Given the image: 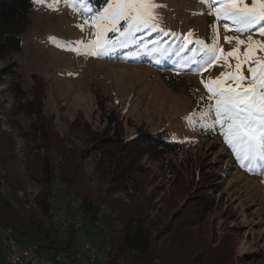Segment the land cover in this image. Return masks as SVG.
<instances>
[{
	"label": "rangeland",
	"instance_id": "obj_1",
	"mask_svg": "<svg viewBox=\"0 0 264 264\" xmlns=\"http://www.w3.org/2000/svg\"><path fill=\"white\" fill-rule=\"evenodd\" d=\"M159 2L166 5L160 9L162 27L173 41L178 43L182 33L192 31L194 40L210 42V25L215 17L201 14L207 10L205 5L197 0ZM45 4L44 14L37 9L31 12V22L21 35V49L1 60L0 69L20 63L21 71H25L28 96L33 86V74L39 75L45 88L44 112L54 119V131L63 145L84 149L100 137V132H96L98 135L86 139L77 127L70 130L72 121L80 115L94 129L105 130V133L117 131L119 136L124 134L128 139L139 134L144 138L164 134L181 142L184 148L174 152H162L156 145L154 148L146 142L141 143L143 148L159 151V160L149 154L141 156L143 171L149 174L148 179L143 180L142 175L141 180L147 183L148 194L158 201L157 209L166 212L162 217L164 222L186 225L204 221L201 228L196 229L208 232L219 242L227 241L223 242V257L219 251L217 253L219 264H227V254L231 255L234 264H264V174L259 167L251 172L241 167L218 130L210 131L211 135L217 131L212 136H203L204 132L197 128L200 126L198 120L197 124H191L184 119L204 110L201 97L207 98L209 93L202 81L216 78L223 69L212 67L207 71L174 74L167 68H159L155 61L159 59L157 55L151 56L153 60L149 63L142 60L149 48L139 47V43L136 47L131 44L101 57L78 54L70 49L80 47L75 43L77 41L87 43L94 38L95 29L90 27L89 17L102 11L106 4L95 10L90 0L88 7L93 12L82 8L79 0H59V3L45 0ZM223 23L221 21L219 27L220 45L227 51L232 46L223 38L232 33L225 31ZM109 38H115L114 34L110 33ZM137 38L152 46L162 41L159 32H142ZM253 38L264 40L258 35ZM241 39L246 37L241 36ZM136 48L143 54H139L137 60L129 59L132 52L136 54ZM231 63L235 64V61ZM168 66L172 65L169 63ZM5 92H10V88L0 86V120L3 121L16 111L9 105L10 101L5 102L8 96ZM110 114L120 115V121L110 123ZM10 131L18 136L19 146H22L19 132ZM116 197L125 199L121 193ZM73 201L66 194L53 196L54 212L68 203L70 208ZM74 213L81 217L79 211ZM75 215L72 217L76 220ZM60 234L67 237L68 231L61 228ZM77 236L78 242L83 243L80 248L106 249L109 255L108 249L100 246L103 236L98 225L83 227ZM83 252L80 251L81 256ZM5 254L0 233V264H7ZM67 258L74 263L72 258Z\"/></svg>",
	"mask_w": 264,
	"mask_h": 264
},
{
	"label": "trees",
	"instance_id": "obj_2",
	"mask_svg": "<svg viewBox=\"0 0 264 264\" xmlns=\"http://www.w3.org/2000/svg\"><path fill=\"white\" fill-rule=\"evenodd\" d=\"M91 2L96 10L107 0ZM34 8L33 0H0V61L21 49V35L31 22ZM159 35L162 41L156 46L137 38L139 47L149 49L143 54L136 48V54L132 52L128 58L137 60L139 54H143L142 60L149 63L153 60L151 56L157 55L159 59L155 61L159 68H167L174 74L199 71L198 64L189 62L185 67L187 64L181 61L182 56H190L191 52L179 53V42L173 41L169 34ZM156 48L167 49V52L154 51ZM169 63L172 66H168ZM21 67L20 63H15L8 69H0V86L10 88V92H5L8 93L5 102L10 101L9 105L16 110L6 121L0 120V227L24 245L34 246L49 257L62 253L59 255L76 258L83 244L77 240L78 231L87 225H98L103 236L100 246L108 249L111 264H219L217 253L219 251L223 257L222 246L227 241L219 242L208 232L196 229L201 228L204 221L166 224L162 218L166 212L157 209L158 201L148 194L147 183L141 180L142 175L143 180L149 178L143 171L141 156L149 154L159 160V151L154 145L162 152H174L184 148L181 142L164 134H151L146 138L139 134L128 139L124 134L119 136L117 131L105 133V130L94 129L80 115L72 121L70 130L77 127L86 139L96 132H100V137L84 149L63 145L54 131V119L44 112L45 88L39 75L33 74L28 96L25 71H21ZM110 116V123L120 121V115ZM197 128L204 132L203 136L211 135L210 131ZM10 130L19 132L22 146H19L18 136ZM142 142L154 148H143ZM118 193L125 199L116 197ZM61 194L74 200L70 211L81 213L80 218L74 213L75 224L64 229L68 231L67 237L61 236V228L54 222L52 212V197ZM227 259V264H234L230 254ZM73 261L79 262L78 259Z\"/></svg>",
	"mask_w": 264,
	"mask_h": 264
},
{
	"label": "snow or ice",
	"instance_id": "obj_3",
	"mask_svg": "<svg viewBox=\"0 0 264 264\" xmlns=\"http://www.w3.org/2000/svg\"><path fill=\"white\" fill-rule=\"evenodd\" d=\"M36 2L43 4L45 0ZM52 2L59 3V0ZM197 2L206 6V12L201 14L215 17L210 25V42L194 40V33L189 31L180 35L177 51L191 52L190 56H182L181 61L198 64L199 71L212 67H220L223 71L214 79L202 81L209 93L207 98L201 97L204 110L184 119L191 124L198 120L202 131L218 130L241 167L250 172L259 167L264 174V40L253 38L254 35L264 37V0ZM89 3L90 0H79L82 8L93 12ZM163 7L166 5L159 0H107L102 11L89 17L90 27L95 29L94 38L87 43L77 41L80 47L70 50L101 57L115 49L137 44L139 33L169 34L162 27L160 9ZM221 21L225 22L222 25L225 31L232 33L223 38L232 46L227 51L220 45ZM110 33L115 38H109ZM154 51L167 52V49Z\"/></svg>",
	"mask_w": 264,
	"mask_h": 264
},
{
	"label": "built area",
	"instance_id": "obj_4",
	"mask_svg": "<svg viewBox=\"0 0 264 264\" xmlns=\"http://www.w3.org/2000/svg\"><path fill=\"white\" fill-rule=\"evenodd\" d=\"M35 8L40 13L46 11L45 3L40 4L37 3L36 0H33ZM72 203V202H69ZM70 215H74L73 211H68V204L62 208H60V228L67 229L70 227ZM2 234V238L5 244V251H6V262L8 264H69L71 261H62L61 257L57 255L56 257H49L42 254L39 250H31L27 245H14L12 241L6 239L4 231H0ZM80 251H84V249L79 248L78 256L72 257V259L81 260V263L87 264H106V259L103 257V251L98 249H94L91 252V262H84L80 259Z\"/></svg>",
	"mask_w": 264,
	"mask_h": 264
},
{
	"label": "bare ground",
	"instance_id": "obj_5",
	"mask_svg": "<svg viewBox=\"0 0 264 264\" xmlns=\"http://www.w3.org/2000/svg\"><path fill=\"white\" fill-rule=\"evenodd\" d=\"M41 14H43V13H41ZM21 194H22V192H21ZM72 206L73 205L71 204L70 207H72ZM69 209L70 208L68 206V211H69ZM53 213H54V215H53L54 222L60 228V225H59L60 216H57V214H60V210L59 211H55V212L53 210ZM70 222H71V224H75V222H76V220L72 217V215H70ZM0 231H4L6 239L9 240V241H12L14 243V245H24L22 242L17 240L9 231L3 229L2 227H0ZM30 249L31 250H35L34 247L33 248L31 247ZM83 249H84V252L83 251L82 252L84 253V255H82V256L80 255V259H82V261H84V262H91V252L90 251H93L94 249H90V247L89 248H83ZM100 251H103V257H104V259H106V264H110L111 260L109 258V255H108L107 251L105 249H102ZM59 257H61L62 261H71L69 258H65L62 255H59ZM79 262H80V264H87V263H81V260H79ZM69 264H75V263H73L71 261V262H69Z\"/></svg>",
	"mask_w": 264,
	"mask_h": 264
}]
</instances>
